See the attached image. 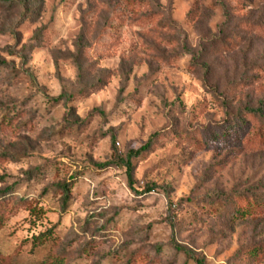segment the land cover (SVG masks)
<instances>
[{
  "label": "rangeland",
  "instance_id": "374dc122",
  "mask_svg": "<svg viewBox=\"0 0 264 264\" xmlns=\"http://www.w3.org/2000/svg\"><path fill=\"white\" fill-rule=\"evenodd\" d=\"M1 212L0 264H264V0H0Z\"/></svg>",
  "mask_w": 264,
  "mask_h": 264
},
{
  "label": "trees",
  "instance_id": "16d2710c",
  "mask_svg": "<svg viewBox=\"0 0 264 264\" xmlns=\"http://www.w3.org/2000/svg\"><path fill=\"white\" fill-rule=\"evenodd\" d=\"M61 100V98H56V99H52L50 100L51 103L53 105H56L59 103V101ZM242 123V122H241ZM239 127H241L239 125ZM158 136V134H153L150 138V140L156 138ZM223 136L225 137L224 133H223ZM194 141V140H193ZM198 142V141H197ZM195 144H198L196 143V141H194ZM150 144V142H149ZM148 144L141 147L140 149H138L137 151H133V152H130L129 155L126 157L125 160H120V159H117L116 161H114V165H119L123 168H125L126 172H127V175H128V178L130 177V172H131V165H130V158L132 156L136 157L138 156L140 153H142L143 151H145L147 148H148ZM114 157V156H113ZM116 159V157H114ZM241 200L245 201V204L247 206V210L249 211L250 209H254L256 208L257 206H259V203H256L254 199H250V200H247L245 197H242ZM243 211L240 212L239 214H249L250 211ZM2 218H3V212L0 213V223L2 221ZM176 250L182 252L188 259H192L194 260L195 264H204L203 260L201 259H198V258H195L192 254V252L186 250V249H181L179 247H175ZM38 264H64V261L61 257L59 256H54V255H48L47 257H45L43 260H41Z\"/></svg>",
  "mask_w": 264,
  "mask_h": 264
}]
</instances>
